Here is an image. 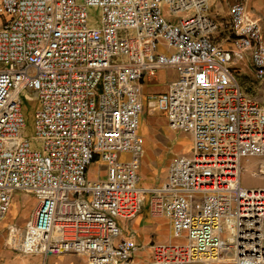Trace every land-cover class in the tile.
Segmentation results:
<instances>
[{
	"label": "built area",
	"instance_id": "2783aa9c",
	"mask_svg": "<svg viewBox=\"0 0 264 264\" xmlns=\"http://www.w3.org/2000/svg\"><path fill=\"white\" fill-rule=\"evenodd\" d=\"M100 14L92 24L88 9ZM209 0H0V224L17 192L36 199L23 256L78 255L87 264H264V188L241 185V161L264 157V107L235 64L264 79V36L246 0L229 11L228 46ZM175 71L166 89L143 84ZM36 99L31 147L25 93ZM145 106L189 135L163 184L140 186ZM127 156V158H126ZM101 165L103 177L91 179ZM147 197L174 243L123 236ZM138 257V259H137Z\"/></svg>",
	"mask_w": 264,
	"mask_h": 264
},
{
	"label": "crops",
	"instance_id": "0c3cea01",
	"mask_svg": "<svg viewBox=\"0 0 264 264\" xmlns=\"http://www.w3.org/2000/svg\"><path fill=\"white\" fill-rule=\"evenodd\" d=\"M234 2L235 0H209L208 14L219 26L218 33L214 40L225 47H227L229 43L227 39L229 11ZM246 7L251 16L259 21L264 36V0H246ZM238 68L240 69L239 71H241L240 75H245L253 82V88L250 91L252 94L250 93L251 96L248 95L256 99L264 107V79H258L256 77L254 68L248 58L245 59ZM147 86L148 84L144 83L142 88L144 89ZM144 149L145 153L141 158L139 168L141 177L140 186L142 188L160 186L166 180L169 168L163 166V171L159 172V166H161L162 161L157 162L158 159L151 157V155H147L148 150L146 148V142ZM189 152L190 144L183 148L181 155H188ZM241 171V177L243 173H248L251 178L258 180L259 184H264V157L248 156L243 158L241 161ZM88 173L91 179L103 177L104 175L102 171L100 176L97 177L90 172V169ZM145 200H147V197H145ZM117 222L122 229L123 236H131L135 243L145 248V251L138 253L139 258L149 252L148 247L152 243L168 244L176 242L171 238L169 221L163 217L151 216L148 206L144 202L142 209L135 217L129 220L118 219ZM8 235L9 232L6 230L0 234V264H87L86 259L78 255L21 256L19 254L21 240L17 245L14 243L10 244L9 241L6 240Z\"/></svg>",
	"mask_w": 264,
	"mask_h": 264
},
{
	"label": "rangeland",
	"instance_id": "374dc122",
	"mask_svg": "<svg viewBox=\"0 0 264 264\" xmlns=\"http://www.w3.org/2000/svg\"><path fill=\"white\" fill-rule=\"evenodd\" d=\"M99 14L100 11L97 8L88 9V17L92 24L97 20ZM239 65L240 64H235L234 67L239 69ZM175 76V71L159 73L157 78L148 81V86L143 89V94L146 96L151 93L164 91L168 81L173 80ZM236 77L242 90L250 95L253 82L243 74H239ZM24 94L22 112L25 120V127L22 134L29 139L33 149L41 150L42 143L36 137L34 128V113L38 108V102L36 99H32L31 96H28L26 92ZM139 132L146 142V148L148 150L147 155H151V157L158 159L157 162L162 161L161 166H159V172L163 171V166L169 168L171 159L176 155H181L183 148L190 144L189 135L172 131L166 122L165 115L147 106H145L142 115V123ZM100 169V164H93L90 167V172L98 177L100 176ZM241 185L246 188H264V184H259L258 180L251 178L248 173L242 174ZM35 202V197L30 193L17 192L14 194L7 215L0 224V234L4 230L8 231L9 235L6 240L9 241L10 244H19L23 225L28 218V214L33 209ZM144 203L147 204V200H145ZM19 254L23 256L21 252H19ZM142 258H146V261L148 260L146 255Z\"/></svg>",
	"mask_w": 264,
	"mask_h": 264
}]
</instances>
